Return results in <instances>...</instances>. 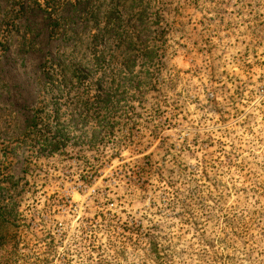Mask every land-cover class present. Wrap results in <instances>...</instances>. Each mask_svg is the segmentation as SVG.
<instances>
[{"label":"rangeland","instance_id":"obj_1","mask_svg":"<svg viewBox=\"0 0 264 264\" xmlns=\"http://www.w3.org/2000/svg\"><path fill=\"white\" fill-rule=\"evenodd\" d=\"M55 1L0 0V264H264V0L127 5L107 35L94 0ZM93 44L105 70L48 79Z\"/></svg>","mask_w":264,"mask_h":264},{"label":"trees","instance_id":"obj_2","mask_svg":"<svg viewBox=\"0 0 264 264\" xmlns=\"http://www.w3.org/2000/svg\"><path fill=\"white\" fill-rule=\"evenodd\" d=\"M38 4L39 7H41L42 5H44V10L48 11L49 10H54L55 8L59 7V3L55 0H44V4H41V0H37L36 2ZM94 4H92V8H91V12L95 13L96 12V23H99V21H101V19L104 22V28H109L106 32L103 31L102 33V29H101V35H107V33L110 31V29H113V27L115 26V24H117L118 18L116 17V14L111 16L112 12H123L124 8L128 5L129 6V13H131L132 16H134V19L137 20L138 22H144V23H150L151 20V16L153 14V12L151 13L152 7L155 6V2L153 0H94L93 2ZM117 29V27H116ZM124 32H120L119 34H117V39L118 40H122L126 37H128L127 35V31ZM115 33H117V31H115ZM129 34V33H128ZM95 35V34H94ZM133 36V35H132ZM94 37V36H92ZM116 41V38L115 40ZM136 43H138V40L136 38ZM138 46V45H136ZM90 50H92L93 52L90 53V56L88 58V63L86 64V67L80 68L77 64L78 62H75V59L72 58H64L62 56H58L56 58V60H51V62L48 64V66H46L44 68L45 73L48 77V79L50 81H52L53 77L55 76V72H57L60 69H65L68 71V73L70 74V78L71 79H78V76L84 75V79L89 78V76H92L95 71L98 70H105V64L109 61V58L112 59V54L110 55V57L107 59L105 58V53H104V48H99L97 47L96 44L90 45L89 47ZM140 51L144 52L146 50V47H142L139 48ZM66 71V72H67ZM98 73V72H97ZM99 75V74H97ZM64 78V77H63ZM83 78H79L78 80H82ZM83 79V80H84ZM97 79V78H96ZM46 86L49 85V82L45 84ZM98 85V84H97ZM98 88V87H96ZM92 92V91H91ZM92 95V94H90ZM92 96H88L87 100H85L86 103H92V102H96L97 101H104L106 99H102L100 98V94L97 95L95 98H91ZM107 101V100H106ZM109 102V101H108ZM36 143L38 146L44 148V149H49V150H55L56 148L59 147V145H64L66 142L63 140H60L59 138H42L39 134H36L35 137ZM115 145V142H114ZM79 155V154H78ZM80 164L84 167L83 169L86 171L91 170L93 167V163H91L90 161H92L89 158L84 157L83 155H81L80 158ZM88 168V169H87ZM103 206L102 204L98 205L97 207H101ZM13 207H11V210H7L5 208H1L0 207V222L5 221L6 216H12ZM104 213V214H103ZM97 216H100L101 220L103 222H105V220L107 219L108 221L111 218V215L108 213H105L104 211H100L98 212ZM102 222V223H103ZM125 225V229L126 230H130L129 228H127L128 224H123ZM50 226V225H49ZM2 227V226H1ZM53 228V236L54 234V230L56 232V230L58 229L56 226L52 225ZM0 230L2 231V228H0ZM79 234H76V237L71 238V245H69V247L72 250H68L66 251V256H69L70 254H80V253H85L86 250L89 249L90 246L93 247V245L90 243V241H93L94 237L91 236L92 234L90 233H86L83 227H80L79 229ZM6 232H8V228H6L5 230ZM49 232V228L47 230ZM47 232V233H48ZM137 234V232H136ZM64 233H61V235L59 236V238H63L64 237ZM53 236H50L52 239H54ZM90 250V249H89ZM71 251L73 253H71ZM65 254V253H64Z\"/></svg>","mask_w":264,"mask_h":264}]
</instances>
